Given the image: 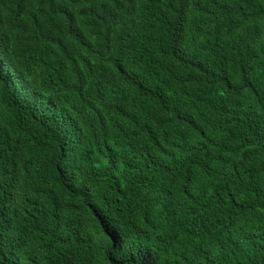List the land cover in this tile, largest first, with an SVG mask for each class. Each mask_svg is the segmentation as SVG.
Segmentation results:
<instances>
[{"label": "trees", "instance_id": "trees-1", "mask_svg": "<svg viewBox=\"0 0 264 264\" xmlns=\"http://www.w3.org/2000/svg\"><path fill=\"white\" fill-rule=\"evenodd\" d=\"M0 264H264V0H0Z\"/></svg>", "mask_w": 264, "mask_h": 264}]
</instances>
